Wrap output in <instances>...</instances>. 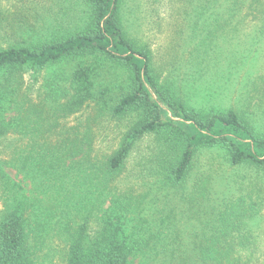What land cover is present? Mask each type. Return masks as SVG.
<instances>
[{
  "label": "trees",
  "instance_id": "16d2710c",
  "mask_svg": "<svg viewBox=\"0 0 264 264\" xmlns=\"http://www.w3.org/2000/svg\"><path fill=\"white\" fill-rule=\"evenodd\" d=\"M21 1L29 15L22 25H43L47 35L0 45L5 84L27 71L36 81L50 67L66 69L61 84L32 88V101L13 98L21 127L0 121V188L10 195L0 211V264H33L28 220L36 201L17 196L4 163L58 183L70 213L65 264H129L137 255L151 264H264V64L252 67L263 55L264 0H175L174 12L171 0ZM163 25L153 51L151 30ZM244 25L252 31L240 42ZM246 66L253 75L241 85L235 74ZM210 83L222 105L194 106ZM100 124L103 141L93 142ZM30 133L32 144L23 142ZM185 188L187 254L173 246L177 224L161 249L142 254L108 214L76 209L110 197L140 222L144 210L166 219L174 214L170 193Z\"/></svg>",
  "mask_w": 264,
  "mask_h": 264
},
{
  "label": "rangeland",
  "instance_id": "374dc122",
  "mask_svg": "<svg viewBox=\"0 0 264 264\" xmlns=\"http://www.w3.org/2000/svg\"><path fill=\"white\" fill-rule=\"evenodd\" d=\"M187 0H184L186 3ZM172 4V5H171ZM175 0H171V3L168 5V11L174 12ZM171 5V6H170ZM167 6H164L163 11L165 12ZM22 10L23 17L14 16L18 13V11ZM20 13V12H19ZM245 13V12H244ZM26 17H25V16ZM28 11L23 9V4L21 0H0V45L3 47L9 45H30L33 42H38L39 39H45L47 35V29H44L43 25H22L23 21L29 18ZM3 20V22H2ZM167 20V17L166 19ZM171 22V21H170ZM168 23V22H166ZM252 25H244L242 29L245 31L244 34L241 35L240 42L245 40V37L252 31H250V27ZM167 26L163 25L160 29L152 28V37L149 41L150 48L154 51V49L158 48L161 39L159 37H164L167 33ZM50 36V32L48 37ZM44 37V38H43ZM41 39V40H42ZM242 40V41H241ZM238 42V44L240 43ZM263 55L258 56V61L255 59L253 63H256L253 73L255 69L260 67V63L264 64V41H263V50L261 51ZM255 55V53L252 54ZM259 62V63H258ZM264 67V65H262ZM65 71L66 65L61 67H50L41 74H38V79L34 81V76L31 71H27L23 73L21 77H15L11 82L5 84V79H8V70H4L0 73V109L2 110V115H0V121L4 123H9L11 125H18V128L21 127L20 115H18V111L15 109L16 102H13V98L17 99L19 102L22 101V98L27 97L32 101V88L35 90L42 87V84L45 81L47 83L61 84V82L57 79L59 73ZM252 70H248V67L240 68V70L235 74L236 82H240L243 85L244 81L247 77L253 75ZM17 86L19 87V96H13V94L18 92ZM210 86H205L202 92H199L194 97V106L202 107V108H214L222 105V101L220 97L222 96L218 93L219 90H210ZM235 97V96H234ZM16 100V101H17ZM87 111L92 115V108L88 107ZM25 121V120H23ZM96 129L93 130L96 136V140L93 142H98L97 140H102L101 132L102 126H95ZM32 129V125L29 126V130ZM32 131V130H31ZM13 136V135H12ZM19 136V135H18ZM17 137V136H14ZM23 142L32 144V134L23 139ZM20 144V143H19ZM98 144V143H97ZM141 144V143H140ZM99 145V144H98ZM6 151H1L0 158L1 160H7ZM27 176L21 171V164L14 165H6L5 163L1 165V170L8 176L10 181L15 184L14 191L17 193V196H24L25 200L35 199L34 206L32 209L29 207V212L33 211L31 217L28 220L30 223V228L32 229V233L30 236V245L29 248L32 250L31 259L33 264H65L62 261V253L64 252L67 245V216L70 215L69 211L66 210L65 203L61 201V198H58L59 185L54 181V178L51 180H42L40 174L37 173L34 180H32V166L27 167ZM90 186V184H89ZM53 189L55 192H51L48 189ZM56 188V189H55ZM95 190V189H92ZM184 190V191H182ZM2 189L0 188V211L4 204V198L10 195L8 193L2 194ZM176 195V196H175ZM172 198L171 201V210L174 211V214L168 216V218L163 219L162 213L155 218V215H152L147 210L142 211V216L149 215L145 220L142 221V218L138 216H133L131 214L132 209L128 208L129 213H125L122 210L117 208V204L114 203L111 198H101L103 203L99 207H93L91 203L79 202L76 206L78 212L82 215H85L88 211L93 210L94 214L97 217H102L104 214H108L111 222L114 227L118 228L120 233V237L125 239L131 247L134 248V252L138 250L144 254V252H152L154 248L161 249L164 243L167 242L166 236L174 232L173 224H177V230L179 236V242L174 240V248L181 253H185L190 249V232L192 230L191 223L192 219L188 214V210L186 206L182 205L181 200L183 197L190 198L191 193L189 188L180 189L175 194L170 195ZM55 197V198H54ZM119 198L121 196H118ZM13 199V198H12ZM11 199V200H12ZM125 203L124 200H121ZM152 207L151 204H148ZM64 207V208H63ZM63 208V209H62ZM161 206H158V209ZM28 212V213H29ZM175 212L177 214H175ZM79 223V222H77ZM150 235H156L153 237V242H151L148 246L146 242L150 239ZM28 236V237H29ZM34 239H37L34 241ZM34 243V244H32ZM32 244V245H31ZM141 254V255H142ZM187 254V253H185ZM129 264H151L148 263L146 257L142 256H133L129 259Z\"/></svg>",
  "mask_w": 264,
  "mask_h": 264
}]
</instances>
